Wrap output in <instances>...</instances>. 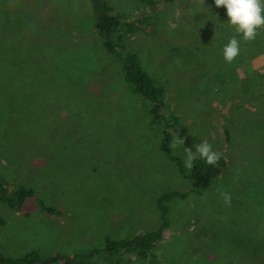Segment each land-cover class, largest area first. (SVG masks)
<instances>
[{"label":"rangeland","instance_id":"374dc122","mask_svg":"<svg viewBox=\"0 0 264 264\" xmlns=\"http://www.w3.org/2000/svg\"><path fill=\"white\" fill-rule=\"evenodd\" d=\"M107 1L142 26L131 42L163 87L162 117L106 50L91 0H0V179L34 190L18 207L0 199V256L105 264L106 237L157 229L177 191L162 240L121 264H264V29L241 39L212 0ZM201 140L227 167L194 191L184 148Z\"/></svg>","mask_w":264,"mask_h":264},{"label":"trees","instance_id":"16d2710c","mask_svg":"<svg viewBox=\"0 0 264 264\" xmlns=\"http://www.w3.org/2000/svg\"><path fill=\"white\" fill-rule=\"evenodd\" d=\"M138 1L143 4L150 3V0ZM91 4L96 18L95 27L104 38L103 45L106 50L116 56L121 62L125 81L130 84L135 93L152 103L151 112L156 117H162L160 110L164 107L163 87L143 68L138 53L134 50L131 42L132 37L140 32L142 26L135 24L134 19L126 20L123 15L121 16L122 20L116 17V15L113 14V6L109 4L107 0H91ZM171 120L173 121L171 123L168 121L165 122V129L174 125L177 117L172 115ZM168 138L169 132H166L161 149L166 151L167 156L174 160L179 170L184 173L182 160L179 157L172 156L167 151ZM226 167L227 160L222 154H220V158L215 165L206 164L202 159L197 158L193 162L189 174L187 173L184 176L191 180L193 184L192 190L195 191L209 186L212 180L218 178L223 173ZM177 195L185 196L177 191H169L160 197L159 207L162 211L163 221L157 229L141 233L133 238L112 239L106 237L105 243L101 248L107 260L105 264H121V261L127 258L126 254L132 251L134 253V251L138 250L137 256L140 257H144L151 252L156 244L164 237L165 229L168 226L165 215V211L167 210L165 202ZM32 196H34V190L32 188L19 186L17 189L11 191L0 179V199L9 206L18 207L24 199ZM40 205L42 208L52 212V210L46 208L44 204L40 203ZM1 222L0 218V224ZM39 259L42 258L35 251L27 254L23 260L18 261H11L0 256V261L3 264L33 263ZM60 259L63 260V264H75L68 260H64L62 257H60ZM73 259L77 260L80 264H103L87 261V256L82 253L78 254V259L77 256L73 257ZM41 264H47V262L43 261Z\"/></svg>","mask_w":264,"mask_h":264},{"label":"clouds","instance_id":"9594fccd","mask_svg":"<svg viewBox=\"0 0 264 264\" xmlns=\"http://www.w3.org/2000/svg\"><path fill=\"white\" fill-rule=\"evenodd\" d=\"M212 4L217 9L223 6L227 18L224 23L243 40L254 39L258 30L264 29V0H212ZM239 53V41L234 35L222 46V59L225 63H231ZM176 144L183 146V140L176 138ZM192 149L184 148V164L187 168H191L197 158L210 165H215L220 158V153L213 151L212 145L204 140L194 144Z\"/></svg>","mask_w":264,"mask_h":264},{"label":"water","instance_id":"95a60500","mask_svg":"<svg viewBox=\"0 0 264 264\" xmlns=\"http://www.w3.org/2000/svg\"><path fill=\"white\" fill-rule=\"evenodd\" d=\"M65 260H68V261H70L72 263H78L77 261H75L74 259H71V258H66ZM43 261L44 260L39 259V260H37V261H35L33 263H18V264H41ZM0 264H3V263L0 261Z\"/></svg>","mask_w":264,"mask_h":264}]
</instances>
